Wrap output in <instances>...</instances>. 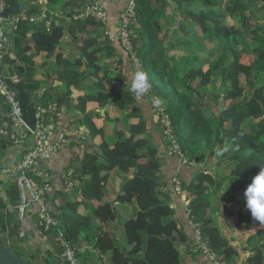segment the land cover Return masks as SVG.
Here are the masks:
<instances>
[{
    "label": "trees",
    "instance_id": "trees-1",
    "mask_svg": "<svg viewBox=\"0 0 264 264\" xmlns=\"http://www.w3.org/2000/svg\"><path fill=\"white\" fill-rule=\"evenodd\" d=\"M48 1L56 4L61 0ZM172 2L174 8L165 0H135L131 19L134 24L131 32L133 50L143 70L148 73L152 85L149 94L145 95L148 97L144 98L150 104V111L151 97L158 96L161 99L170 121L173 140L186 161L197 165L199 169V174L190 183H181L182 193L187 200L188 218L200 226L205 245L215 253L220 264H264V229L251 233L239 247H235L232 238L224 233L234 213L240 223H245L246 219L253 227L259 223L252 218L250 211L249 215L244 214V197L230 208L223 206L222 223L214 215L208 214L213 203L212 195L219 194L224 187L232 196L239 194L247 188L264 164V0ZM190 7L196 8L191 10ZM168 9L172 14L176 13L172 20V25L177 26L174 30L170 22L163 20V14ZM259 13L261 17L255 21L253 17ZM25 14L28 17L37 16L39 11L32 7ZM82 22L78 23L79 27L104 28L101 21L90 17ZM29 23L26 21L21 24L19 33L22 37L26 36ZM45 24L44 20L38 21V27L25 44L24 51L29 50L31 47L28 44L32 43L37 54L53 56L57 52L65 25L55 20L51 22L50 29H47ZM258 32L262 35H257ZM175 36L185 37L186 40L178 41ZM196 37L200 41L194 42ZM167 41L171 43L168 42L166 47ZM180 47L184 49L179 54H173ZM203 47H207L206 53L201 51ZM116 52L117 49L103 32L88 34L83 40L80 62L63 59L56 70L57 81L67 95L88 79L87 72L97 81V91H84V95L77 98L74 108L81 114L77 123L88 132L87 142L89 141L93 151L84 156L83 169L81 168V172L86 170L89 163L94 161L95 169L89 172L93 197L102 201L108 174L120 167L116 165L118 161L125 162L120 167L125 175L129 176L130 169L134 168L133 177L127 178L121 186V191L125 193L123 199L129 202L133 200L139 210L137 216L129 219L123 226L130 249L124 253L117 245L107 247L101 243L100 247L102 251H111L114 264H184L176 248L179 239L175 224L164 222L173 214L166 202L175 193L160 191L164 185L160 176L162 165L156 147L148 140L147 120L139 102L130 93L129 86L127 89L122 86L120 90L115 85L116 82L125 84L121 69L111 70L102 63L106 56H115ZM82 66L84 70H81ZM214 76L219 79L217 88H214L217 86ZM241 76L245 79V86L240 82ZM24 82L31 85L29 95L38 89V84L29 78L26 77ZM244 91L247 97L243 99ZM47 101L56 103L61 108L62 99L59 95L55 94L54 97L50 92H45L39 104L47 106ZM90 102L98 104L100 109L109 105L116 106L126 115L128 122H136L128 127L127 133L115 129L114 143L110 144L105 140L106 130L110 128L108 113L104 116L105 123L97 128L93 118H100V115L87 111L86 106ZM1 104L3 103L0 101ZM2 121L0 118V124ZM118 122L119 119H116L115 123ZM176 130L179 131L178 135ZM98 138L102 143L95 145ZM164 139L169 148V140L165 136ZM80 144L81 142H77V145ZM217 146L227 147L229 150L223 156L216 157ZM13 148L15 147L8 138L0 139V167L4 166L7 151ZM208 160L212 165L201 171V166ZM102 173L104 174L101 175ZM69 207L75 208V205ZM4 208L0 198V238L13 251L16 249L8 244V237L5 235L7 228L8 235L10 234L16 212L5 215ZM94 216L104 224L116 219L110 203L99 205ZM65 217L61 219V223L79 218L76 215ZM79 219L84 225L82 232L92 231L90 219ZM13 229L16 231L17 225ZM64 233L67 240L72 242V234L66 230ZM9 237L12 238L13 235ZM243 256L244 260L240 262ZM27 262L31 264L28 260Z\"/></svg>",
    "mask_w": 264,
    "mask_h": 264
},
{
    "label": "crops",
    "instance_id": "crops-1",
    "mask_svg": "<svg viewBox=\"0 0 264 264\" xmlns=\"http://www.w3.org/2000/svg\"><path fill=\"white\" fill-rule=\"evenodd\" d=\"M92 0H61L56 4L50 3L48 0H34V6L39 11V17L43 20L44 17H49V27L51 22L58 21V23L65 25V32L59 43L57 52L53 56H49L46 53H35L32 48V43H29V50L24 51V46L30 41V37L38 22L29 23V29L26 36L22 37L18 32L13 36L11 45L9 46L4 65L8 75L12 73V76L17 77L19 81L29 78L32 82L38 84V89L35 92L30 93V97L35 95L39 89H45V92H50L55 97L59 95L62 99L61 110L59 116L54 118L59 125L60 132H64L67 138L66 143L61 145L60 151L53 154L48 161H37L36 167L45 171L50 176V188L47 193V209L49 212L59 219L65 216L76 215L82 219H90L92 231L82 232L81 220L78 218H72L62 224V230L72 234V244L78 251V258L81 264H114L111 259V251H102L100 244L105 246L117 245L122 252H127L130 249L129 244L126 241L124 235V224L131 218L137 216L139 210L136 203L131 200L130 202L124 200L125 193L121 191V186L127 178H132L134 174V168L130 169V174L125 175L121 172L120 167L125 164L124 161H118L116 163L118 168H115L108 174L107 181L104 185V191L102 194V201L99 202L93 197V190L89 183L90 173L95 169L94 161L89 163L86 170H82V160L87 153L91 151L90 143L87 142L88 132L77 121L81 114L74 108L77 104V98L84 95V91L92 90L97 91V81L95 78L90 77V73L87 72L88 79L82 81L81 86L78 89H73L69 95L65 93L63 86L57 81L56 70L63 59L70 60L71 62H80L81 52L83 49V40L88 34H101L107 37L109 42L115 46L117 52L115 56H106L104 63L111 70L121 69L122 75L125 78V84L116 82L115 85L121 90L122 86L127 89L129 86V79L134 72L132 64L129 60L127 53L122 49L117 36H115L116 28L118 25V18L121 11L126 5V0H93L98 1L104 7L107 13V20L104 23V28L96 29L92 26L79 27V22L84 20H78L74 17L80 13L82 7ZM15 4L23 7V11L20 13H26L30 7L24 0H9V8H12ZM75 14V15H74ZM74 15V16H72ZM34 17V16H32ZM35 17H38L35 16ZM82 22V23H83ZM21 27V26H20ZM114 34L113 41L108 35ZM100 40V39H99ZM101 41V40H100ZM122 61V64L118 65V62ZM76 62V63H77ZM81 70H84L83 66ZM24 75V77H22ZM25 84V82H24ZM219 86V81L216 82ZM25 90L28 92L31 90V85L25 84ZM147 95V94H146ZM148 97V96H147ZM145 97V98H147ZM144 98V103L139 102V105L144 113V117L147 120V136L149 142L154 145L158 151V157L161 162V180L164 185L160 189L162 193L166 191L173 192L172 180L178 179L182 183H190L192 179L196 177L198 172L197 165L193 163L182 164L175 156H168L166 154L167 147L163 136V129L161 124L156 120L153 112L150 111V104L147 99ZM51 103L47 101L46 105ZM87 111L98 113L100 118L94 117L93 122L96 127H101L104 122L105 113H108L110 128H107L106 141L110 144L114 143V130L118 129L124 133H127V129L130 125H133L136 121L131 120L128 122L126 115L121 113L116 106L109 105L105 109H100L98 104L90 102L86 106ZM6 109L2 106L0 108V114L4 117L6 115ZM116 119H119L118 124L115 123ZM3 121H5L3 119ZM128 137L129 134H126ZM2 139V138H0ZM77 142H84L85 145H77ZM102 143L101 139L95 140L94 144L99 145ZM18 149L13 148L7 151L4 166L14 164L19 158ZM93 159V158H92ZM209 167L212 165L211 161ZM206 162V163H207ZM205 163V164H206ZM205 164L201 166V171L204 169ZM83 169V168H82ZM102 173L101 175H103ZM1 188V199L4 208V214H11L15 212L14 206L17 202V189L11 182L4 181ZM13 190V192H12ZM246 188L236 195H231L229 190L225 187L219 194H214L211 197L213 201L208 214L214 215L218 221L221 220V212L223 206L230 208L236 204L237 201L243 199ZM16 196V199H15ZM104 203H110L116 213V219L111 223H101L95 218V209ZM169 208L173 211L172 216L164 222H173L177 229V236L179 239L176 248L180 254L181 260L184 264H214L206 256L192 253L193 243V231L189 224L188 218V206L186 197L176 196L173 194L171 200L166 202ZM67 205H75L73 207H67ZM244 214L249 213V210L242 208ZM7 213V214H6ZM37 208L35 206L30 207L26 213V217L23 221L19 222L17 217L12 221L10 229V236L6 230V237H8V244L14 247L18 252L20 251L27 255V260L31 264H51L55 262L60 254L61 248L56 241L55 233H45L37 225ZM66 218V217H65ZM67 219V218H66ZM239 218L236 213L229 219L228 226L224 229V233H227L229 238H232V244L235 247L242 246L244 240H246V232L241 230L243 223H236ZM233 222L236 224L232 230ZM247 223V222H246ZM5 224V223H4ZM15 225V226H14ZM16 231L13 228H16ZM236 231L232 235V231ZM19 231L23 233V238H19ZM240 240H243L241 243ZM263 247V245H261ZM246 256V254H245ZM240 262L243 261L244 256L241 257ZM239 262V263H240Z\"/></svg>",
    "mask_w": 264,
    "mask_h": 264
},
{
    "label": "built area",
    "instance_id": "built-area-1",
    "mask_svg": "<svg viewBox=\"0 0 264 264\" xmlns=\"http://www.w3.org/2000/svg\"><path fill=\"white\" fill-rule=\"evenodd\" d=\"M8 3L9 0H0V101L6 106L7 112L0 134L3 138H8L13 147L18 149L17 155L19 158L12 165L0 167V178L10 179L17 188L18 199L14 210L19 222L25 219L29 208L35 206L37 208V225L45 233L56 234V241L61 248V254L51 264H81L78 258V251L72 242L65 237L59 219L47 209L50 176L36 167L37 161L50 160L52 155L60 151L61 145L67 141L63 132H60L57 121L54 119L59 113V109H57L55 104L42 106L38 103L35 107V127L34 130H30L23 121L17 93L6 81L8 78L13 84L20 82L17 77H9L4 65L5 55L11 45L13 36L19 32L22 23L26 21L33 23L36 21L35 17H28L24 13L6 18L4 12L9 8ZM134 9L135 0H126V5L119 14L115 36H117L121 47L128 53L135 72L143 68L133 50L132 44L131 32L134 24L131 19ZM88 17L104 24L107 20V13L102 5L94 2L74 18L84 20ZM108 36L113 41L114 34ZM151 106L153 114L158 118L162 126V133L170 142L169 155L178 157L183 164H188L189 162L186 161L172 138L170 121L164 107L162 104L157 107L152 103ZM166 132L170 133V138L165 135ZM172 185L173 192L177 196L182 197V183L178 179H173ZM189 224L193 231L192 253L206 256L214 264H220L216 259L215 253L205 245L200 226L191 221H189ZM19 238H23L21 231H19Z\"/></svg>",
    "mask_w": 264,
    "mask_h": 264
},
{
    "label": "clouds",
    "instance_id": "clouds-1",
    "mask_svg": "<svg viewBox=\"0 0 264 264\" xmlns=\"http://www.w3.org/2000/svg\"><path fill=\"white\" fill-rule=\"evenodd\" d=\"M149 75L143 69L132 73L129 79L130 93L133 94L138 102L144 103V97L151 90ZM151 103L154 106H160L162 101L158 96L151 97ZM227 147H219L215 151V156H223L228 152ZM246 208L250 211L252 218L264 225V164L261 165L260 171L255 175L251 183L244 192Z\"/></svg>",
    "mask_w": 264,
    "mask_h": 264
},
{
    "label": "water",
    "instance_id": "water-1",
    "mask_svg": "<svg viewBox=\"0 0 264 264\" xmlns=\"http://www.w3.org/2000/svg\"><path fill=\"white\" fill-rule=\"evenodd\" d=\"M23 11V7L18 4H15L12 8L6 9L4 16H14ZM45 21H49V17L43 18ZM7 84L13 88L17 93V99L21 108L23 121L29 127L30 130H34L35 127V107L39 103L40 98L44 94L45 89H39L38 92L32 97L29 96L28 92L25 90L23 81L13 84L7 78ZM82 145H85L84 142H81ZM210 165V162L205 164L204 169H207ZM1 182V178H0ZM147 241V247H148ZM262 248V247H261ZM146 250V249H145ZM0 264H29L25 260L21 259L17 254L11 251L1 240L0 238Z\"/></svg>",
    "mask_w": 264,
    "mask_h": 264
},
{
    "label": "rangeland",
    "instance_id": "rangeland-1",
    "mask_svg": "<svg viewBox=\"0 0 264 264\" xmlns=\"http://www.w3.org/2000/svg\"><path fill=\"white\" fill-rule=\"evenodd\" d=\"M26 3H28L29 5H30V7H32V6H34L35 4H34V0H24ZM97 3V4H100V5H102L101 3H99L98 1H90V2H88V3H86L85 5H84V7H83V9H85L86 7H88L91 3L93 4V3ZM165 2L169 5L170 3L173 5L172 7L174 8L175 6H174V3L172 2V0H165ZM187 7H189V5H187ZM195 8L196 7H190V9L191 10H195ZM83 9H82V11H83ZM81 13V12H80ZM40 14V13H39ZM39 14H38V17H35L36 18V21H34L33 23H36V22H38V21H42L41 20V17H39ZM164 15V21H167V22H170V25L171 26H173L172 27V29L174 28L175 29V27L177 28V26H175L174 27V25H172L173 23H172V20L173 19H175V17H176V13L175 14H172L171 13V11H170V9H168V10H166V12L163 14ZM261 17V15H260V13L259 14H257V15H255L253 18L255 19V21H258L259 20V18ZM93 19V18H92ZM44 20V19H43ZM45 21V20H44ZM49 21H45V26H47V27H49V23H48ZM230 23V22H229ZM100 29H102V28H100ZM171 29V30H172ZM173 29V30H174ZM171 30H169V31H171ZM257 35H262V34H260L259 32L257 33ZM176 37V36H175ZM197 38V39H196ZM196 38H194V42H197L198 40L200 41V38L199 37H196ZM176 39L178 40V41H180L181 39H185L186 40V38L185 37H182V36H177L176 37ZM169 41H167L166 42V44H165V46L167 47L168 45H169V43H171V41L168 43ZM209 47H210V45H208ZM255 48L257 47L256 45H253ZM258 47H261V45H259ZM182 49H184V47H180V48H177L176 50H174L173 51V54H179L180 52H181V50ZM191 48H188V50H190ZM191 51V50H190ZM202 52H204V53H206L207 52V47H203V49L201 50ZM132 69H133V71H134V68L132 67ZM254 69H257V67H254ZM9 74V73H8ZM10 75L12 76V73H10ZM9 75V76H10ZM215 75H217V73H215ZM214 82L216 81H219V79L216 77V76H214ZM215 82V83H216ZM240 82H241V84H242V86H245V79H244V77L243 76H241L240 77ZM218 86H214V88H217ZM245 97H247V95H246V93H245V91H244V93H243V99L245 98ZM52 104H55L56 106H57V109H59V113H60V106H58L56 103H49L48 105H52ZM2 106L6 109V106L5 105H3V104H1L0 105V108H2ZM153 112V111H152ZM59 113L57 114V116L56 117H58L59 116ZM0 118L3 120L4 118H5V120H6V117H5V115H4V117L2 116V114H0ZM156 118V120H158V118L157 117H155ZM158 122H159V120H158ZM3 121H2V123L0 124V132L2 131V129H3ZM64 134V133H63ZM176 134L178 135L179 134V131L178 130H176ZM163 135H164V133H163ZM165 135L168 137V138H170V133L169 132H166L165 133ZM65 136V135H64ZM0 138H2L3 139V137L1 136V134H0ZM65 138H66V136H65ZM66 140H67V138H66ZM166 142V141H165ZM166 147H167V151H166V154L168 155V156H170L169 155V148H168V143L166 142ZM176 157V156H175ZM179 161H181V160H179ZM181 163H182V161H181ZM183 164V163H182ZM4 181H8V179L7 178H1V184H0V190H1V188H2V184H4L5 182ZM181 194L182 195H184L183 193H182V186H181ZM0 195H1V191H0ZM0 198H1V196H0ZM246 215H249L248 213L246 214ZM245 218H248L247 216H245ZM190 221V220H189ZM245 223H243L242 225H241V227L240 228H242L241 230H243L244 232H246V237H249V235L251 234V233H255L256 231H259V230H262V229H264V225H262V224H255V226L253 227V225L252 224H250V223H246V222H248V219H246L245 221H244ZM236 223H239V221H237ZM254 223V222H253ZM234 226H236V224L233 222V225H232V230H233V228H234ZM248 230H251V231H248ZM234 233H236V231L234 230V231H232V235L234 234ZM241 241V243H243V240H240ZM10 248V247H9ZM11 249V248H10ZM13 251H15V254H17L18 256H20V258L21 259H23V260H25L26 262H27V255L26 254H24V253H22V254H20L21 252L19 251H17V250H13Z\"/></svg>",
    "mask_w": 264,
    "mask_h": 264
}]
</instances>
